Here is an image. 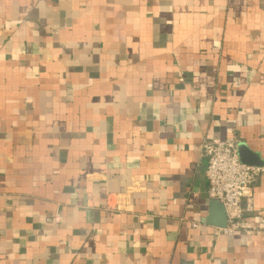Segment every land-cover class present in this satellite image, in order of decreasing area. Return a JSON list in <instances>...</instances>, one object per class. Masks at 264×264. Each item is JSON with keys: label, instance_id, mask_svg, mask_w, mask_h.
Masks as SVG:
<instances>
[{"label": "crops", "instance_id": "1", "mask_svg": "<svg viewBox=\"0 0 264 264\" xmlns=\"http://www.w3.org/2000/svg\"><path fill=\"white\" fill-rule=\"evenodd\" d=\"M233 135L264 161V0H0V264H264V171L208 221Z\"/></svg>", "mask_w": 264, "mask_h": 264}, {"label": "built area", "instance_id": "2", "mask_svg": "<svg viewBox=\"0 0 264 264\" xmlns=\"http://www.w3.org/2000/svg\"><path fill=\"white\" fill-rule=\"evenodd\" d=\"M238 141L236 135H233L226 140H207L203 143V152L208 160L206 174L209 195L224 204L227 214V225L217 227L216 235L233 234L243 227L247 209L242 205V200L244 196L250 194L253 185L264 171L261 166L241 161ZM52 220L58 223L62 216L59 213L55 214ZM192 225L199 227L196 222Z\"/></svg>", "mask_w": 264, "mask_h": 264}, {"label": "water", "instance_id": "3", "mask_svg": "<svg viewBox=\"0 0 264 264\" xmlns=\"http://www.w3.org/2000/svg\"><path fill=\"white\" fill-rule=\"evenodd\" d=\"M238 152L242 162L249 165L263 166L264 161L260 159L259 154L252 151L244 142L238 143ZM211 210L212 212L208 221L218 227H225L227 225V214L224 204L219 200L213 199L211 202ZM214 213L217 215V218L213 216Z\"/></svg>", "mask_w": 264, "mask_h": 264}]
</instances>
